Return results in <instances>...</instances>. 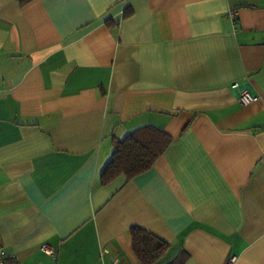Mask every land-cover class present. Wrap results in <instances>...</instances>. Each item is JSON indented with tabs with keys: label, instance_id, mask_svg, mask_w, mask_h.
I'll return each instance as SVG.
<instances>
[{
	"label": "crops",
	"instance_id": "0c3cea01",
	"mask_svg": "<svg viewBox=\"0 0 264 264\" xmlns=\"http://www.w3.org/2000/svg\"><path fill=\"white\" fill-rule=\"evenodd\" d=\"M143 126L173 140L101 185ZM135 226L168 259L264 264V0H0L5 264H141Z\"/></svg>",
	"mask_w": 264,
	"mask_h": 264
},
{
	"label": "trees",
	"instance_id": "16d2710c",
	"mask_svg": "<svg viewBox=\"0 0 264 264\" xmlns=\"http://www.w3.org/2000/svg\"><path fill=\"white\" fill-rule=\"evenodd\" d=\"M172 140L165 131L153 126L137 128L121 140L113 138L114 149L109 162L101 171V185L110 183L119 176L131 179L152 168ZM129 234L130 247L141 264H157L170 247L165 241L140 227H131ZM186 259V253L181 249L161 264H185Z\"/></svg>",
	"mask_w": 264,
	"mask_h": 264
},
{
	"label": "built area",
	"instance_id": "2783aa9c",
	"mask_svg": "<svg viewBox=\"0 0 264 264\" xmlns=\"http://www.w3.org/2000/svg\"><path fill=\"white\" fill-rule=\"evenodd\" d=\"M229 14H231V16L234 15V11H230ZM233 86H237V84H233ZM258 98L257 95L249 93V92H243L239 95L238 97V103H240L241 105H249L251 104L252 101H255ZM3 245L0 241V264H5L6 263V259H5V252L3 251ZM40 251H44L50 255H54L55 251L53 250V248L48 245V244H42L41 245V250ZM235 259V256L233 255L230 260L229 263H232V261Z\"/></svg>",
	"mask_w": 264,
	"mask_h": 264
},
{
	"label": "rangeland",
	"instance_id": "374dc122",
	"mask_svg": "<svg viewBox=\"0 0 264 264\" xmlns=\"http://www.w3.org/2000/svg\"><path fill=\"white\" fill-rule=\"evenodd\" d=\"M168 255H169V253H168ZM168 255H166V257H161L160 259H159V261L157 262V264H161L162 262H164V261H166L168 258Z\"/></svg>",
	"mask_w": 264,
	"mask_h": 264
}]
</instances>
